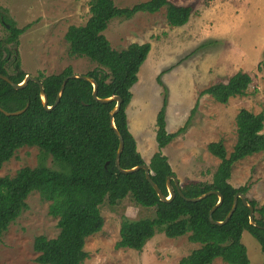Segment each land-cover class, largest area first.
I'll return each instance as SVG.
<instances>
[{
	"label": "trees",
	"instance_id": "1",
	"mask_svg": "<svg viewBox=\"0 0 264 264\" xmlns=\"http://www.w3.org/2000/svg\"><path fill=\"white\" fill-rule=\"evenodd\" d=\"M162 7H166L167 20L173 26L185 25L193 9L191 5H178L170 0H146L131 8L118 7L114 0H91L87 22L71 25L65 37L70 56L87 57L97 64L86 74L98 82V96L119 95L123 98L115 115L125 140L122 167L148 163L152 180L165 195H169L166 179L175 172L161 149L184 132L186 125L175 132L167 131L165 99L156 120V140L160 150L146 162L129 128L127 108L133 97L131 89L139 80L138 73L151 50V43L133 42L116 50L104 34L114 18L130 19L138 12L155 13ZM0 21L9 22L6 26L9 33L0 38V72L20 82L27 72L18 57L10 58L13 50L8 45L12 43L17 47L20 34L29 26L19 28L1 12ZM72 73V67L68 66L60 73L37 76L44 84L49 105L55 103L64 78ZM252 81V76L241 70L228 81L214 83L200 94H209L220 103H228L232 97L245 95ZM28 103V108L21 114L7 115L0 110V170L24 146L38 147L42 159L35 167L24 166L14 175H0V240L10 224L28 208L27 199L36 191L49 202V213L58 218L60 229L56 237H35L36 262L84 264L89 256L85 250L86 239L104 226L101 205L106 201L116 205L130 195L136 203L154 207L156 216L124 220L117 248L143 250L157 232L170 238L188 235L189 240L199 243L200 247L184 256L181 264H211L217 258L229 264H250L247 246L242 241L243 233L247 231L258 240L264 253V229L250 223V209L241 198L225 224H214L209 215L219 200L217 193L199 201H188L176 192L175 197L166 202L149 184L144 169L128 174L120 172L115 164L119 138L110 125V111L116 101H96L91 82L70 79L59 103L48 110L41 100L36 81L31 80L26 87L15 89L0 78L2 108L16 111ZM236 124L237 140L230 153L223 140L208 144V150L220 159L211 181H188L182 186L188 197H197L211 189L220 191L224 200L213 213V218L218 221L224 220L231 210L237 192L247 194L250 190L248 184L235 187L230 182L234 164L264 151V112L242 108L236 115ZM50 156L58 168L46 164L45 160ZM248 199L255 207V214L259 212L264 217V205L258 206L255 199ZM263 217H256L261 225H264Z\"/></svg>",
	"mask_w": 264,
	"mask_h": 264
},
{
	"label": "rangeland",
	"instance_id": "2",
	"mask_svg": "<svg viewBox=\"0 0 264 264\" xmlns=\"http://www.w3.org/2000/svg\"><path fill=\"white\" fill-rule=\"evenodd\" d=\"M114 1L118 7L131 8L146 0ZM170 1L192 6L185 25H171L166 7H162L155 13L138 12L130 19L114 18L104 34L116 50L133 42L151 43L138 73L139 80L131 89L129 128L138 150L149 162L160 150L156 120L166 99L167 131L175 132L185 125L186 130L161 151L183 186L188 181H211L220 159L208 150V144L223 140L228 153L232 151L240 109L264 112V0ZM90 3L91 0H0L1 13L19 28L29 26L20 34L17 47L8 45L13 50L10 58L18 57L23 70L35 76L60 73L68 66L81 74L94 69L97 64L89 58L69 55L65 37L71 25L87 22ZM6 26L9 22L0 21V38L9 33ZM241 70L253 78L245 95L220 103L209 94H200ZM41 161L38 147L24 146L3 165L0 175H14L18 169L35 167ZM45 162L58 168L51 156ZM229 180L235 187L248 184V198L255 199L258 206L264 205V151L236 162ZM27 202L28 208L0 240V264H39L35 260V237L52 238L60 231L58 218L49 213V202L38 192L31 193ZM155 210L136 203L130 195L116 205L107 201L102 204L104 226L86 239L89 256L84 264H181L184 256L200 247L188 235L170 238L157 232L143 250L116 247L124 220L153 219ZM261 216L256 212V217ZM242 241L250 264H264L258 240L245 231ZM211 264L229 263L217 258Z\"/></svg>",
	"mask_w": 264,
	"mask_h": 264
},
{
	"label": "water",
	"instance_id": "3",
	"mask_svg": "<svg viewBox=\"0 0 264 264\" xmlns=\"http://www.w3.org/2000/svg\"><path fill=\"white\" fill-rule=\"evenodd\" d=\"M0 78L9 82L15 89H21V88L26 87L28 85L29 81H31V80L36 81L40 86L41 100L44 104V107L48 110L53 109L54 106H56L59 103V101L61 100V97L64 93V90L66 88L67 82L70 79L81 78V79H85V80L91 82L93 84V97L96 101H99L101 103H110L112 101H116L115 106L110 111V117H111L110 118V125L114 129L116 135L119 138V146H118L117 153H116L115 164H116V166L120 172L128 174V173L136 172L140 169H144L145 173H146L147 181L149 182V184H151L155 188L160 199L163 201H166V202L171 201L175 197L176 192H178L182 197H184L188 201H199V200H202L203 198H205L206 196H208L212 193H217L219 196V200H218L217 204L212 207V209L210 210V215H209L210 221L214 224H219V225L225 224L231 218L233 213L235 212V210L238 206V201L241 198L243 203L250 209V213H249L250 223L252 225L258 227V228L264 229V225H261L257 222L256 214H255V207L250 203L246 193L237 192L235 197H234V201H233V205H232L231 210L229 211V213L227 214V216L225 217L224 220L218 221V220H215L213 218V213L216 210V208L223 203V200H224V195L220 191L211 189V190H209V191H207V192H205V193H203L197 197H188L184 194V192L182 190V186H181L179 180L177 179L178 178L177 175L172 174V175H169L166 179L169 195H165L164 192L162 191V189L160 188V186L152 180L153 179L152 178V171H151V167L149 166L148 163L136 165V166L131 167V168L122 167L121 155H122V152L124 150L125 140H124V136H123L122 132L117 127V124L115 121V115L119 112V110L121 108L123 98L119 95H111L109 97H99L98 96L99 85H98V82L96 81L95 78H93L87 74H81V73H72L71 75L66 76L62 82L61 88H60L58 95H57V99L53 105H49L48 95L45 91L44 84H43L42 80L39 79L37 76L27 73L25 78L22 81L15 82L8 75L0 72ZM28 106H29V103L24 108L16 110V111H8V110H6L0 106V110L7 115H17V114L23 113L28 108ZM171 180L173 181L174 184L171 183Z\"/></svg>",
	"mask_w": 264,
	"mask_h": 264
}]
</instances>
